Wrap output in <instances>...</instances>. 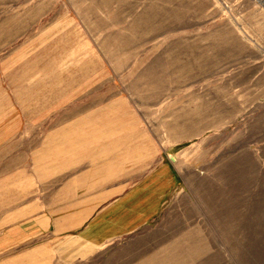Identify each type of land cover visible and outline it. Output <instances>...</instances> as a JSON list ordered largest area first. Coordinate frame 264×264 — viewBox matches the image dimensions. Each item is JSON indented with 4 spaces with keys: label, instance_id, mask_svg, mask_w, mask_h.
I'll return each mask as SVG.
<instances>
[{
    "label": "rangeland",
    "instance_id": "1",
    "mask_svg": "<svg viewBox=\"0 0 264 264\" xmlns=\"http://www.w3.org/2000/svg\"><path fill=\"white\" fill-rule=\"evenodd\" d=\"M105 158L117 175L64 191ZM161 162L179 185L124 264H264V0H0V233ZM64 245L47 231L11 253L74 264Z\"/></svg>",
    "mask_w": 264,
    "mask_h": 264
},
{
    "label": "crops",
    "instance_id": "2",
    "mask_svg": "<svg viewBox=\"0 0 264 264\" xmlns=\"http://www.w3.org/2000/svg\"><path fill=\"white\" fill-rule=\"evenodd\" d=\"M99 113L101 114V112ZM93 115L94 112L90 114V116ZM91 120L94 119L91 117L86 122ZM84 121L85 118H81L71 122L68 125L67 134L62 136L65 138H69V134L76 136L78 134L76 128ZM106 135V132L100 134V136ZM113 135L108 134L107 136L115 137L114 144L123 139L131 138V135L117 137ZM76 137L80 138V135ZM55 144V141H52L46 151L47 155H51V159H56L54 158L55 155L62 153L60 147L56 149L57 145ZM41 160L39 159L35 166V171L40 176L44 175L45 168L48 167L45 164L42 165ZM115 161L119 160L115 159ZM115 161L109 163L108 159L105 158L100 160L98 166L85 168L70 183L63 186L64 191L74 195L78 191L96 189L98 183H101V177L104 176L107 179L109 176L117 175L119 167ZM63 164L64 161H61L53 166L58 167ZM178 185L179 175L177 171L170 164L161 162L120 193L108 197L100 205L93 206L90 202L85 201L86 199L90 200L88 197H80L77 199L78 205L75 201L74 205L64 212L50 216L41 215L34 222L23 225L18 230L12 231L11 229L0 233V264H28L24 262L27 259L33 264L47 262L40 250H35V256L31 254L13 256L11 253V247L17 242L28 240L47 231L52 232V236L57 238L59 244L63 243L69 248V255L74 253V264H85L77 262L101 255L103 251L114 246L115 248L110 255L107 253V258L102 264L128 263L129 260H124V255L132 250L135 243H132L131 240L125 244L124 238L149 226L156 220L161 214L165 202ZM69 197L71 198L70 195ZM75 258H78L79 261ZM68 264H72L71 259L68 260Z\"/></svg>",
    "mask_w": 264,
    "mask_h": 264
}]
</instances>
